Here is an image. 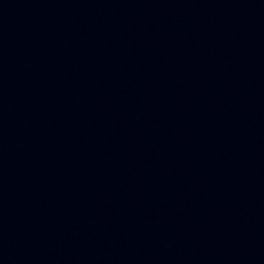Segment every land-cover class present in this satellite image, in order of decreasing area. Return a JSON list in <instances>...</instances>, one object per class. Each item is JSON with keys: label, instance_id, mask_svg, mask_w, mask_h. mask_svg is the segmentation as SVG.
Masks as SVG:
<instances>
[{"label": "water", "instance_id": "1", "mask_svg": "<svg viewBox=\"0 0 264 264\" xmlns=\"http://www.w3.org/2000/svg\"><path fill=\"white\" fill-rule=\"evenodd\" d=\"M0 264H264V0H0Z\"/></svg>", "mask_w": 264, "mask_h": 264}]
</instances>
